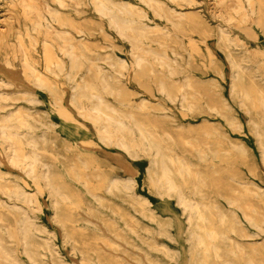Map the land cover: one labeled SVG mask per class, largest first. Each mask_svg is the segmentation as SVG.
Masks as SVG:
<instances>
[{
    "label": "rangeland",
    "instance_id": "obj_1",
    "mask_svg": "<svg viewBox=\"0 0 264 264\" xmlns=\"http://www.w3.org/2000/svg\"><path fill=\"white\" fill-rule=\"evenodd\" d=\"M0 14V264H264V0Z\"/></svg>",
    "mask_w": 264,
    "mask_h": 264
},
{
    "label": "bare ground",
    "instance_id": "obj_2",
    "mask_svg": "<svg viewBox=\"0 0 264 264\" xmlns=\"http://www.w3.org/2000/svg\"><path fill=\"white\" fill-rule=\"evenodd\" d=\"M56 2H57V0H55ZM187 1V0H186ZM74 2V1H73ZM106 2V1H105ZM109 2V1H108ZM10 3V2H9ZM60 3V2H59ZM98 3V2H97ZM107 3V2H106ZM110 3V2H109ZM99 5V4H98ZM251 5V4H250ZM59 6V5H58ZM46 7V6H45ZM101 7H103V5H101ZM24 8V7H23ZM104 8V7H103ZM232 8V7H231ZM107 9V8H106ZM124 9V8H123ZM39 10V9H38ZM44 10V9H43ZM105 10V9H104ZM107 10H109V9H107ZM102 12H104V11H102ZM108 12V11H107ZM3 13V12H2ZM230 13V12H229ZM251 13V12H250ZM34 14V13H33ZM1 15V14H0ZM42 15V14H41ZM259 15V14H258ZM8 16V15H7ZM6 16V17H7ZM37 16V15H36ZM245 16V15H244ZM243 16V17H244ZM4 17V16H3ZM5 17V18H6ZM141 18V17H140ZM2 19V18H1ZM45 19H46V17H45ZM44 19V21H46ZM52 19V18H51ZM111 19V18H110ZM260 19V18H259ZM3 20V19H2ZM10 20V19H9ZM124 20V19H123ZM4 21V20H3ZM261 21V20H260ZM118 22V21H117ZM259 21H257V23H258ZM123 23H124V21H123ZM29 24H30V22H29ZM124 24H126V23H124ZM41 25V24H40ZM236 26H238L237 24H236ZM240 26V25H239ZM4 27V26H3ZM27 28H28V26H27ZM33 28V27H32ZM31 28V29H32ZM49 28V27H48ZM117 30H118V28H117ZM51 32V31H50ZM25 33V32H24ZM54 33V32H53ZM223 33V32H222ZM15 34H17L16 32H15ZM123 36V35H122ZM228 36V35H227ZM27 37V36H26ZM8 38H9V36H8ZM22 38V37H21ZM27 39H28V37H27ZM227 39H228V37H227ZM19 40V39H18ZM16 41V40H15ZM20 41V40H19ZM230 41V40H229ZM29 42V41H28ZM231 42V41H230ZM234 42V41H233ZM234 45V44H233ZM41 48V47H40ZM60 52V51H59ZM228 52V51H227ZM255 52V51H254ZM229 53V52H228ZM230 54V53H229ZM43 56V55H42ZM232 57V56H231ZM43 58V57H42ZM233 58V57H232ZM24 60V59H23ZM108 60V59H107ZM122 61V60H121ZM233 65V64H232ZM239 67V66H238ZM260 68H262V67H260ZM98 69V68H97ZM161 69V68H160ZM98 73V72H97ZM99 74V73H98ZM102 78V77H101ZM35 80V79H34ZM101 80H103V79H101ZM104 89V88H103ZM182 89V88H181ZM94 90V89H93ZM230 91H232V90H230ZM70 101V100H69ZM54 103V102H53ZM128 104V103H127ZM129 104H130V102H129ZM128 104V105H129ZM73 107V106H72ZM88 107V106H87ZM100 117V119H102V120H104V121H107V120H111V119H113V116H111V114H109V113H102V115H100L99 116ZM131 117V116H130ZM131 119V118H130ZM133 119V118H132ZM7 120V119H6ZM121 123V122H120ZM122 125V124H121ZM134 126V125H133ZM9 127V126H8ZM154 128V127H153ZM1 132H3V131H1ZM43 133V132H42ZM2 134V133H1ZM15 134V133H14ZM141 134V133H140ZM133 136V135H132ZM121 137V136H120ZM145 138V137H144ZM43 139H44V137H43ZM30 140V139H29ZM118 140V139H117ZM45 141V140H44ZM145 141V140H144ZM144 141H143V143H144ZM148 144V143H147ZM1 148V147H0ZM144 148H142V151H144L143 150ZM151 152V151H150ZM153 159H155L154 157H153ZM154 161V160H153ZM181 167H183V165H181ZM128 168V167H127ZM184 168V167H183ZM188 168V167H187ZM166 169V168H165ZM180 169H182V168H180ZM165 171V170H164ZM180 172V171H179ZM179 174H181V173H179ZM188 174V173H187ZM161 179L168 185V187L169 188H172V186H173V184L171 183V181L167 178V176H166V174H163L162 175V177H161ZM230 180V179H229ZM32 181V180H31ZM45 181H46V179H45ZM123 182V181H122ZM234 182V181H233ZM238 184V183H237ZM34 185V184H33ZM100 185V184H99ZM125 185V184H124ZM180 192V191H179ZM18 193V192H17ZM21 193H23V191L22 192H20V195H21ZM25 193V192H24ZM24 193H23V196H24ZM178 194V193H177ZM28 198H29V196H27ZM9 199V198H8ZM30 200V199H29ZM28 203H29V201H28ZM30 203L32 204V200L30 201ZM15 205V204H14ZM197 206V205H196ZM15 207H17V206H15ZM205 208V207H204ZM217 208V207H216ZM87 209V208H86ZM206 209V208H205ZM25 210V209H24ZM208 210V209H207ZM255 211V210H254ZM220 212V211H219ZM54 214V213H53ZM220 214H222V213H220ZM243 217V216H242ZM25 218V217H24ZM25 220V219H24ZM245 220V219H244ZM246 221V220H245ZM251 222H252V220H251ZM247 223V222H246ZM263 223V222H262ZM248 224H249V222H248ZM252 224V223H251ZM250 224V225H251ZM35 225V224H34ZM256 225V224H255ZM10 226V225H9ZM42 226V225H41ZM252 226V225H251ZM20 227V226H19ZM22 227V226H21ZM34 227V226H33ZM255 227V226H254ZM257 227V226H256ZM204 229H205V227H204ZM1 230V229H0ZM22 231V230H21ZM210 235L209 234H207V235H209V236H211L212 235V238H213V235H215V231L212 229V228H210ZM25 233V232H24ZM231 233H234V232H231ZM23 234V233H22ZM50 234V233H49ZM24 235V234H23ZM23 240V239H22ZM24 241V240H23ZM199 241V243L204 247V249H208V248H210L209 246H208V243L211 241V238H209L208 239V236L206 237V238H204V239H199L198 240ZM231 241H232V239H231ZM156 245H157V243H156ZM236 246V245H235ZM158 251V250H157ZM72 252H73V249H72ZM144 254H145V252H144ZM214 257H215V255H214ZM174 260V259H173ZM33 264V263H32Z\"/></svg>",
    "mask_w": 264,
    "mask_h": 264
}]
</instances>
